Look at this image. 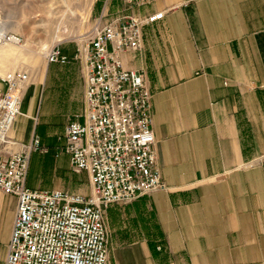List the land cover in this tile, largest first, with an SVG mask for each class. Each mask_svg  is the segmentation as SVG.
Here are the masks:
<instances>
[{
    "label": "crops",
    "instance_id": "0c3cea01",
    "mask_svg": "<svg viewBox=\"0 0 264 264\" xmlns=\"http://www.w3.org/2000/svg\"><path fill=\"white\" fill-rule=\"evenodd\" d=\"M92 3L104 22L121 9L118 0ZM157 12L164 17L142 28L141 51L122 62L143 74L151 95L166 190L104 211L108 264H264V0H153L131 11ZM82 105L78 64H48L40 87L24 94L13 138L36 136L48 158L68 165L57 142L66 124L52 126ZM37 115L48 122L35 132ZM15 206L0 194V264Z\"/></svg>",
    "mask_w": 264,
    "mask_h": 264
},
{
    "label": "built area",
    "instance_id": "2783aa9c",
    "mask_svg": "<svg viewBox=\"0 0 264 264\" xmlns=\"http://www.w3.org/2000/svg\"><path fill=\"white\" fill-rule=\"evenodd\" d=\"M121 6L104 22L92 18L89 32L71 58L54 45L47 64L77 61L83 77L81 114L69 120L59 140L73 173H85L91 195L29 189L30 157L47 153L34 136L27 144L10 135L29 84L27 72L0 78V192L15 199V214L4 264H108L104 211L143 195L166 190L157 168L150 128L151 95L141 72L126 69L122 57L141 51L144 26L164 12L136 16L132 10L153 0H118ZM8 41L0 31V41ZM12 42L19 41L12 37Z\"/></svg>",
    "mask_w": 264,
    "mask_h": 264
},
{
    "label": "rangeland",
    "instance_id": "374dc122",
    "mask_svg": "<svg viewBox=\"0 0 264 264\" xmlns=\"http://www.w3.org/2000/svg\"><path fill=\"white\" fill-rule=\"evenodd\" d=\"M94 6L92 0H0V27L6 38L14 37L19 41L17 44L10 43L9 40L0 41V44H5L0 46V78L8 72L22 70L29 76L26 90L32 85L40 87L48 65L46 53L56 44H60V50L71 48L75 52L77 45L81 44L79 39L84 38L89 32L91 19L94 18ZM81 16L85 19L81 20ZM6 53H9L10 57L3 59L1 55ZM70 62H75L79 66L83 97L80 65L77 61ZM68 116L63 119L61 125L52 126L54 130L58 131L77 115ZM35 119V132L41 131V126L48 122V118L37 115ZM10 135L13 138L12 132ZM58 140L59 138L57 142ZM46 154H33L31 162L29 161L28 188L67 191L86 198L91 195V185L85 173H73L69 163L66 165L63 161L54 162ZM0 194L4 195L1 192ZM3 214L4 217L7 216L6 211ZM104 226L108 242L109 231L105 214Z\"/></svg>",
    "mask_w": 264,
    "mask_h": 264
},
{
    "label": "bare ground",
    "instance_id": "6f19581e",
    "mask_svg": "<svg viewBox=\"0 0 264 264\" xmlns=\"http://www.w3.org/2000/svg\"><path fill=\"white\" fill-rule=\"evenodd\" d=\"M79 12H80V11H79ZM81 14H82V13H81ZM64 17H65V16H64ZM81 17H82V16H81ZM62 19H63V18H62ZM82 19H85V18L82 17L81 20H82ZM86 19H87V18H86ZM61 26H62V25H61ZM0 31H3L1 27H0ZM79 36L81 37L82 35H79ZM56 37H58V36H56ZM82 39H83V38H80L79 41L81 42ZM9 41H10V42L13 41V40H12V37H9ZM2 45H5V44H0V46H2ZM9 50H10V49H9ZM10 51H11V50H10ZM1 57H2L3 59H8V58L10 57V54H9V53H6V54H4V55H1Z\"/></svg>",
    "mask_w": 264,
    "mask_h": 264
}]
</instances>
